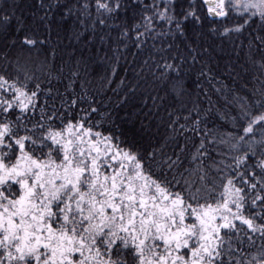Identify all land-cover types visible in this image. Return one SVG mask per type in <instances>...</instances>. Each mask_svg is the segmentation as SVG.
<instances>
[{"label":"snow or ice","instance_id":"snow-or-ice-1","mask_svg":"<svg viewBox=\"0 0 264 264\" xmlns=\"http://www.w3.org/2000/svg\"><path fill=\"white\" fill-rule=\"evenodd\" d=\"M0 264H264V0H0Z\"/></svg>","mask_w":264,"mask_h":264},{"label":"trees","instance_id":"trees-1","mask_svg":"<svg viewBox=\"0 0 264 264\" xmlns=\"http://www.w3.org/2000/svg\"><path fill=\"white\" fill-rule=\"evenodd\" d=\"M37 3H38V0H37ZM121 64L123 65V67L118 70V73H117V79H130L133 75H134V72L132 70V61L131 59H129L128 63L125 65L123 61H121ZM233 87H238V85H233ZM249 87H251V85H249ZM243 94V93H241ZM108 95H112L111 92L108 93ZM212 101L214 103H220V104H223V100L220 99L218 101V98L216 95H212ZM201 99H204L203 97H201Z\"/></svg>","mask_w":264,"mask_h":264}]
</instances>
